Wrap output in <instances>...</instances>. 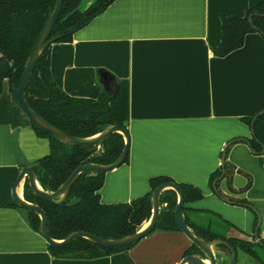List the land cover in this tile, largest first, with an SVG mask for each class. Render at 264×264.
<instances>
[{
	"label": "crops",
	"instance_id": "obj_1",
	"mask_svg": "<svg viewBox=\"0 0 264 264\" xmlns=\"http://www.w3.org/2000/svg\"><path fill=\"white\" fill-rule=\"evenodd\" d=\"M262 1L115 0L71 42L52 44L51 73L69 96L110 95L103 79L129 85V161L105 175L102 203H129L151 192L153 178L165 176L201 190L202 199L185 205L191 224L223 240L254 242L260 224L264 241V153H255L246 142L252 129L242 120L264 105L263 36L248 34L242 48L215 55L222 18H242ZM236 140L228 152L233 176L220 183L231 198L226 200L214 191L211 176ZM50 152V141L36 133L5 80L0 95V264H180L192 247L181 231L156 230L107 257H54L13 196L22 169ZM249 182L240 194L229 186L240 190ZM24 188L25 182L17 189L23 198ZM256 250L264 262V250ZM236 251V264L254 259Z\"/></svg>",
	"mask_w": 264,
	"mask_h": 264
},
{
	"label": "trees",
	"instance_id": "obj_2",
	"mask_svg": "<svg viewBox=\"0 0 264 264\" xmlns=\"http://www.w3.org/2000/svg\"><path fill=\"white\" fill-rule=\"evenodd\" d=\"M84 0H65L63 11L54 28L52 37L55 43H69L73 35L101 15L115 0H96L86 9H82ZM56 0H0V95L3 83L8 80L11 85H19L30 53L41 33ZM222 42L215 55L225 57L243 47L246 36L260 33L264 39V1L252 6L242 18H222ZM51 46L38 61L29 86L27 102L46 121L65 133L90 138L103 132L110 125H118L128 131L129 122V85L120 82V89L115 98L101 94L97 99L71 97L58 88L51 73ZM252 129V138L246 140L252 151L262 153L264 150V105L253 115L242 119ZM40 137L50 141L51 152L34 164L37 179L45 191L55 192L66 182L72 173L85 164L109 165L122 153L125 140L122 134L115 133L105 142L102 148L81 147L64 144L33 125ZM239 141H232L226 148V157L211 176V185L222 199L230 200L220 190L222 180H231L233 170L228 162L231 146ZM224 154V153H223ZM129 156L125 163H128ZM222 180L219 178L223 175ZM105 175L82 174L72 186L67 203L57 205L37 197L31 191L28 181L25 183L26 201L39 205L49 220V232L53 239L61 241L73 232H87L101 239H120L135 234L152 216V194L161 184L174 182L169 177L161 176L151 180V192L129 203L104 204L100 190L105 183ZM175 183V182H174ZM216 183V184H215ZM177 184V183H176ZM185 195V205L203 198L201 190L190 184H177ZM251 182L240 190H231L240 194L249 189ZM77 199V204L68 203ZM237 203H247L239 200ZM161 214L156 230L180 231L174 218L177 194L173 190L163 192L160 199ZM187 208L184 206V213ZM32 227L39 232L41 219L29 212ZM186 222L197 236L213 241L224 239L210 230ZM226 239V238H225ZM235 249L264 264L256 248L264 250V241L260 243L241 238H230L228 241ZM104 247L81 238L66 246L53 247L49 244L50 253L57 258L97 259L124 252L134 247ZM83 254V255H82ZM200 254L198 248L192 247L188 255Z\"/></svg>",
	"mask_w": 264,
	"mask_h": 264
},
{
	"label": "water",
	"instance_id": "obj_3",
	"mask_svg": "<svg viewBox=\"0 0 264 264\" xmlns=\"http://www.w3.org/2000/svg\"><path fill=\"white\" fill-rule=\"evenodd\" d=\"M64 1L65 0H56L54 8L50 12L46 24L39 34L37 41L30 53L19 85H12L14 99L33 125L64 144L71 146L102 148L105 142L110 138V136L115 133H120L124 137L125 147L120 156L109 165L85 164L78 167L66 180V182H64L55 192L45 191L38 185L37 176L34 171V165L25 166L15 183V187L13 190L15 203L28 212L35 213L40 217L41 224L39 232L53 247L66 246L81 238L88 239L91 242L104 247H125L138 244L143 238L154 232L161 214V195L167 190H173L177 194V204L174 209L175 222L180 231L200 251V254L188 255L184 257L180 264H219L222 261L225 264H236L237 251L227 240L217 239L213 241H207L197 236L196 233L188 226L184 213L185 195L181 188L174 182L163 183L153 191V209L151 219L146 224H144L135 234L128 235L120 239H101L93 234L78 231L73 232L64 240H55L50 235L49 220L45 211L39 205L26 201L25 197L23 198L18 194L17 189L20 187V185L23 182L26 183L28 181L29 187L34 195L53 202L57 205H62L64 203H67L72 186L82 174L89 173L90 175H100L112 172L125 164L130 152V134L126 129L118 125H110L100 134L90 138H79L71 136L46 121L34 109H32L27 102V88L29 86L35 67L46 50L56 42L57 38L52 37V34L63 11ZM102 83L104 84L110 95L115 98L119 92V83L116 82L114 84H110L108 82H105V79L102 80ZM225 157L226 153L224 152L222 164L225 160ZM223 176L224 173L219 178V180H222ZM77 202L78 200L74 199L68 203V206H73L77 204ZM259 227L260 224L255 233L257 243H260L258 235ZM205 259H207L209 262H205Z\"/></svg>",
	"mask_w": 264,
	"mask_h": 264
},
{
	"label": "rangeland",
	"instance_id": "obj_4",
	"mask_svg": "<svg viewBox=\"0 0 264 264\" xmlns=\"http://www.w3.org/2000/svg\"><path fill=\"white\" fill-rule=\"evenodd\" d=\"M95 1L96 0H84L83 3H82L81 8L82 9H86L87 7H89ZM249 264H261V262L259 260H256V259H250Z\"/></svg>",
	"mask_w": 264,
	"mask_h": 264
}]
</instances>
